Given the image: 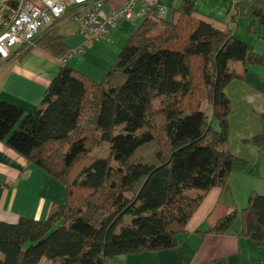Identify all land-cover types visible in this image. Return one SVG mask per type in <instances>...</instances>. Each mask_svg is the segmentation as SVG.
Wrapping results in <instances>:
<instances>
[{"label": "trees", "instance_id": "16d2710c", "mask_svg": "<svg viewBox=\"0 0 264 264\" xmlns=\"http://www.w3.org/2000/svg\"><path fill=\"white\" fill-rule=\"evenodd\" d=\"M172 12L164 18L152 6L98 81L62 63L32 110L0 99V142L64 186L63 202L51 203L43 219L0 220V264H106L172 248L202 194L247 166L228 148L224 88L246 64L264 67V53L234 32L243 16L264 40V1L231 0L224 20L186 0ZM57 22L3 60L32 48L64 56ZM100 142L107 153L95 156ZM243 142L260 146L264 134ZM236 219L238 236L263 245L264 197L255 192L201 234H225Z\"/></svg>", "mask_w": 264, "mask_h": 264}, {"label": "crops", "instance_id": "0c3cea01", "mask_svg": "<svg viewBox=\"0 0 264 264\" xmlns=\"http://www.w3.org/2000/svg\"><path fill=\"white\" fill-rule=\"evenodd\" d=\"M30 1L39 4L38 0ZM137 1L138 4L144 1L152 3L155 8H161L158 11L160 16L167 14L171 18L172 9L181 0ZM186 1L192 3L199 13L224 20L231 0ZM123 2L105 0L102 12ZM139 20L119 21L109 31L107 39H100L81 52L69 54L64 62L38 48L30 49L18 59H0V99L25 111L32 110L62 63L98 81ZM56 26L64 35L67 52L74 50L83 40L66 17L58 18ZM247 27L246 18L238 16L235 19V35L254 52L264 53V40L259 37V28L254 26V32L250 33ZM224 92L229 100L228 148L233 156L245 160L247 166L229 173L221 186L212 187L202 194L174 247L116 255L106 264H210L221 258L226 264H264V242L257 246L251 240L238 236V219L225 234H201L227 212L243 208L250 192L264 197V142L260 146L243 142V139L264 134V117L260 116L264 113V67L246 64L242 78L228 82ZM197 194L200 192L195 190L191 196ZM63 199L64 186L58 180L27 164L0 142V220L14 222L19 216L41 220L51 203H61Z\"/></svg>", "mask_w": 264, "mask_h": 264}, {"label": "built area", "instance_id": "2783aa9c", "mask_svg": "<svg viewBox=\"0 0 264 264\" xmlns=\"http://www.w3.org/2000/svg\"><path fill=\"white\" fill-rule=\"evenodd\" d=\"M0 0V59L8 57L10 51L20 44L29 42L36 33L53 18L66 17L75 31L83 36L81 43L59 58L64 62L73 52H81L100 39H107L109 31L119 21L133 22L144 16L152 3L137 0L124 2L102 12L105 0ZM157 11L161 8L156 7Z\"/></svg>", "mask_w": 264, "mask_h": 264}, {"label": "rangeland", "instance_id": "374dc122", "mask_svg": "<svg viewBox=\"0 0 264 264\" xmlns=\"http://www.w3.org/2000/svg\"><path fill=\"white\" fill-rule=\"evenodd\" d=\"M164 18H169V16L167 14H165L163 16ZM214 121H213V125H214ZM122 125H120L118 128H121ZM107 149H108V144L105 142H100L99 145H97L93 151L92 154L95 156H104L107 153ZM195 190H189L187 191L188 195H192L194 193ZM126 220H128V217H125ZM38 264H47V261L45 259H41L40 262Z\"/></svg>", "mask_w": 264, "mask_h": 264}]
</instances>
